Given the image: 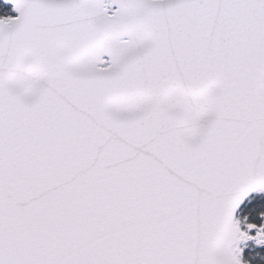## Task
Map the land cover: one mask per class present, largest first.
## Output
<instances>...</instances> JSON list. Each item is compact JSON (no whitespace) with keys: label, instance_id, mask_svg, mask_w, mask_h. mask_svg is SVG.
<instances>
[{"label":"snow or ice","instance_id":"snow-or-ice-1","mask_svg":"<svg viewBox=\"0 0 264 264\" xmlns=\"http://www.w3.org/2000/svg\"><path fill=\"white\" fill-rule=\"evenodd\" d=\"M4 3L0 264H258L264 0Z\"/></svg>","mask_w":264,"mask_h":264},{"label":"rangeland","instance_id":"rangeland-1","mask_svg":"<svg viewBox=\"0 0 264 264\" xmlns=\"http://www.w3.org/2000/svg\"><path fill=\"white\" fill-rule=\"evenodd\" d=\"M16 13L12 11V7L9 5H6L3 2H0V18H4V17H9V16H15ZM254 221L259 223V218L254 217ZM262 257H264V250H260L259 251V255H257L256 260L258 263L264 262V259H262Z\"/></svg>","mask_w":264,"mask_h":264},{"label":"water","instance_id":"water-1","mask_svg":"<svg viewBox=\"0 0 264 264\" xmlns=\"http://www.w3.org/2000/svg\"><path fill=\"white\" fill-rule=\"evenodd\" d=\"M4 1V0H3Z\"/></svg>","mask_w":264,"mask_h":264}]
</instances>
